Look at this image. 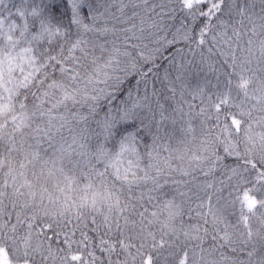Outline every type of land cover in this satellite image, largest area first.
<instances>
[{
  "label": "snow or ice",
  "instance_id": "obj_1",
  "mask_svg": "<svg viewBox=\"0 0 264 264\" xmlns=\"http://www.w3.org/2000/svg\"><path fill=\"white\" fill-rule=\"evenodd\" d=\"M0 264H264V0H0Z\"/></svg>",
  "mask_w": 264,
  "mask_h": 264
},
{
  "label": "trees",
  "instance_id": "obj_2",
  "mask_svg": "<svg viewBox=\"0 0 264 264\" xmlns=\"http://www.w3.org/2000/svg\"><path fill=\"white\" fill-rule=\"evenodd\" d=\"M12 2L14 5H19L21 3V0H12ZM56 3H59V0H56ZM169 39H171L170 36H169ZM181 47H184L183 43L177 44L171 47L165 45L164 47L160 48L159 53L155 57V60H156L155 66H156L157 71L153 72L152 77L149 79L150 80L149 83L154 84L155 88H159L156 86L162 85L160 82L161 79L163 78L162 75L165 74V71L169 70L171 67V61L169 58L176 52L177 48H181ZM185 53L187 54V49H185ZM147 66H148L147 64L144 65V67H147ZM136 79H138V77L131 76L128 83L124 85L125 89L133 85ZM121 96H124V93H121Z\"/></svg>",
  "mask_w": 264,
  "mask_h": 264
},
{
  "label": "rangeland",
  "instance_id": "obj_3",
  "mask_svg": "<svg viewBox=\"0 0 264 264\" xmlns=\"http://www.w3.org/2000/svg\"><path fill=\"white\" fill-rule=\"evenodd\" d=\"M152 46L154 47L155 45H152ZM162 76H164V74H163ZM149 82H150V80H149ZM165 83H166V82H165ZM153 86H154V84H152V83H148V89H149L150 92H151ZM156 87H159V88H156V89L159 90V89H161L162 85H160V86H156ZM140 93H141V95L143 94V86H141ZM123 97H124V96H121V99H123ZM117 102H119V101H117Z\"/></svg>",
  "mask_w": 264,
  "mask_h": 264
}]
</instances>
